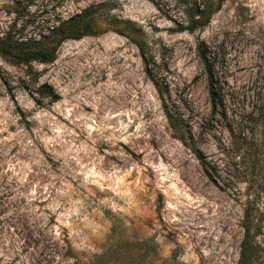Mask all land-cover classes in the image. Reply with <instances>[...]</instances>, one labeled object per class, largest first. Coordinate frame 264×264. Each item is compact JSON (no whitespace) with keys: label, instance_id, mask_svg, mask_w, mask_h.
I'll return each mask as SVG.
<instances>
[{"label":"rangeland","instance_id":"obj_1","mask_svg":"<svg viewBox=\"0 0 264 264\" xmlns=\"http://www.w3.org/2000/svg\"><path fill=\"white\" fill-rule=\"evenodd\" d=\"M203 1L209 23L181 29L186 6ZM17 3L0 0V32L105 3L119 23L66 41L30 74L0 56V264H72L111 247L143 251V264H239L247 185L221 189L197 157L225 169L233 150L199 52L229 112L251 109L264 91V0H20L19 19ZM117 29L151 46L163 95ZM44 83L58 102L35 101ZM257 215L264 264V196Z\"/></svg>","mask_w":264,"mask_h":264},{"label":"trees","instance_id":"obj_2","mask_svg":"<svg viewBox=\"0 0 264 264\" xmlns=\"http://www.w3.org/2000/svg\"><path fill=\"white\" fill-rule=\"evenodd\" d=\"M19 2L20 0L13 10H10V13L12 11L16 13L18 19L20 18ZM113 7V4L105 3L88 7L67 19H62L58 15L51 18L47 16L43 19L40 18L39 21H27L21 27H18V23L10 26L8 31L0 32V56L13 66L26 67L27 74H30L34 63H53L57 59L58 51L66 41L80 40L87 36L100 34L105 30L104 26L107 29L111 25L119 23L111 14ZM212 14L213 11L209 3L204 1L200 5L192 3L190 6H186L184 15L187 26L181 29L193 33L199 28H204L209 23ZM126 24L129 27H136L133 22L128 21ZM116 31L129 37L137 45L147 75L152 79L158 92L163 95L160 74L156 70L158 62L151 46L146 44L145 40H134L122 29ZM199 55L209 78L212 112L225 122V128L233 142V150L225 169L217 164L214 166L199 154L197 157L207 177L217 183L221 189L235 190L238 193L240 183H246L245 217L242 225L244 239L241 245L239 264H256L261 250L257 239L262 230V220L257 212L258 204L264 196V91L257 96L251 109L243 108L230 113L226 104L227 96L222 85L216 80L210 59L202 49ZM261 81L264 85V75ZM37 94L38 99L35 101L38 104L47 99L50 103L60 100L59 94L47 83L38 87ZM165 113L175 131L182 135L187 133L181 116L171 112L168 107H165ZM190 139L192 141L193 138ZM190 147L196 151L193 144H190ZM238 196L243 197L242 194ZM142 245H150V241L144 242ZM114 250L120 253L116 247H111L86 261L75 258L72 264H143L146 260L145 254H142L143 251L141 254L126 257Z\"/></svg>","mask_w":264,"mask_h":264}]
</instances>
